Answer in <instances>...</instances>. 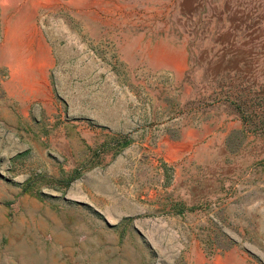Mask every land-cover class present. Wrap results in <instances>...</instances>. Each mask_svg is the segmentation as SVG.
Instances as JSON below:
<instances>
[{"label":"rangeland","instance_id":"obj_1","mask_svg":"<svg viewBox=\"0 0 264 264\" xmlns=\"http://www.w3.org/2000/svg\"><path fill=\"white\" fill-rule=\"evenodd\" d=\"M0 264H264V0H0Z\"/></svg>","mask_w":264,"mask_h":264},{"label":"trees","instance_id":"obj_2","mask_svg":"<svg viewBox=\"0 0 264 264\" xmlns=\"http://www.w3.org/2000/svg\"><path fill=\"white\" fill-rule=\"evenodd\" d=\"M127 142L128 139L126 137H123V142L121 143V145H124ZM78 173L79 172L76 169H74L73 172L64 179L63 184L67 185L73 178L78 176Z\"/></svg>","mask_w":264,"mask_h":264}]
</instances>
